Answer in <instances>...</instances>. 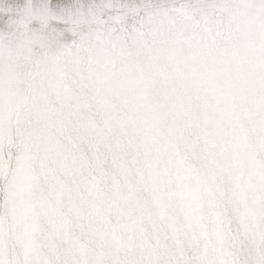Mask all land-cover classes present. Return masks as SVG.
I'll return each mask as SVG.
<instances>
[{"label":"snow or ice","instance_id":"snow-or-ice-1","mask_svg":"<svg viewBox=\"0 0 264 264\" xmlns=\"http://www.w3.org/2000/svg\"><path fill=\"white\" fill-rule=\"evenodd\" d=\"M0 264H264V0H0Z\"/></svg>","mask_w":264,"mask_h":264}]
</instances>
